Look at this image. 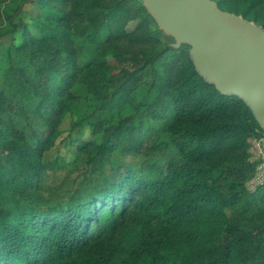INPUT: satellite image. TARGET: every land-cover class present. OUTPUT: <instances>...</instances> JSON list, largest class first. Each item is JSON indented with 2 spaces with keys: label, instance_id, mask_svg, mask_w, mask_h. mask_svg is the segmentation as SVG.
Instances as JSON below:
<instances>
[{
  "label": "trees",
  "instance_id": "obj_1",
  "mask_svg": "<svg viewBox=\"0 0 264 264\" xmlns=\"http://www.w3.org/2000/svg\"><path fill=\"white\" fill-rule=\"evenodd\" d=\"M72 1L76 3L73 11L44 10L41 19L34 21L37 36L26 26L25 41L16 46L30 60L39 59L33 72L37 87L29 103H24L32 112L22 110L25 128L18 131L11 122L2 121L9 112L0 102V264H264V213L240 224L237 216L246 208L251 210L256 199L246 196L244 181L233 178L236 171L255 172L258 162H248V140L264 132L243 100L224 96L205 82L186 45L174 49L165 40L160 42L163 50L148 49L143 54L148 67L167 84L172 80L166 74L163 79L155 65L168 50L180 56L164 63L166 69L178 61L176 79L170 86L169 102L157 116V132L164 136L149 147L151 154L172 153L164 167L149 157L144 166L128 165L114 172L104 185L81 186L51 204L27 203L23 195L42 172L41 149L56 134L51 114L67 112L68 87L97 65L100 78L85 75L90 88L98 99H105L103 108L119 106L130 91L124 86L128 79L117 85L113 79L103 82L108 57L116 55L115 39L125 33V39L133 42L140 30L167 37L142 0H133L142 21L135 34L126 30L131 0H115L103 11L81 0ZM216 1L222 9L252 22L259 18L256 7L264 2ZM74 21L83 25L84 39L91 46L98 45L92 52L93 62L85 68L71 55L67 57L71 52L74 55V37L80 34L73 29ZM13 27L18 29V25ZM133 74L130 86L136 83L134 76L140 77V69ZM23 79L19 73L20 85ZM54 82H58L55 88ZM48 102L49 108L41 115L48 127L42 128L31 118L32 114L35 120L40 118ZM130 122L126 118L106 130L100 143H87L86 148L97 155L114 145L134 152L142 139H133L137 128ZM153 133L150 129L148 135ZM133 224L135 237L124 243L120 234Z\"/></svg>",
  "mask_w": 264,
  "mask_h": 264
},
{
  "label": "rangeland",
  "instance_id": "obj_2",
  "mask_svg": "<svg viewBox=\"0 0 264 264\" xmlns=\"http://www.w3.org/2000/svg\"><path fill=\"white\" fill-rule=\"evenodd\" d=\"M114 1L81 0L80 3L92 6L93 10L103 11L112 7ZM136 2L130 1L131 18L126 27L127 32L133 34L137 32L142 22L136 14ZM75 4L72 0H42L40 3L37 0H0V102L4 108H8L9 112V115L2 116V121L11 122L18 131L25 128L27 123L26 115L24 116L22 110L25 108L29 113L32 112L31 107L24 103H29L37 87L33 72L39 59L30 60L29 56L16 50V46L24 43L25 34L23 32L26 26L30 27L33 36H37L34 21L37 18L41 19L40 14L44 13V10L53 8L65 13L73 11ZM256 9L259 18L254 22L264 27V2ZM13 25H18V29L15 30ZM82 26L80 22L74 21L73 29H78L80 36L74 37L72 47L75 51L74 55L71 52L67 57L71 55L81 68H85L87 64L93 62L92 52L98 45L91 46L84 39L81 35ZM139 33L140 37L133 42L125 39V33L116 38L112 44L116 55L113 56L114 59L108 57L107 60L109 67L104 71L103 82L105 83H108L109 79H113L115 85L125 83L127 79L128 83H131L129 78L134 75L133 70L140 69V77L134 76L135 85L130 86L128 83L124 85L130 91H127L125 100L121 101L119 106L103 108L102 104L105 99H98L90 88L89 79L85 75L91 74L93 79L100 78L95 72L98 71L97 65L92 66L93 70H85L83 74H80L79 79L68 87L65 96L67 112L63 116L58 111L51 114L52 123L57 129L55 136L41 149L39 161L43 168L38 182L30 187L26 195H23L28 204L30 202L51 204L66 199L81 186L91 189L104 185L114 172L122 171L128 165L144 166L149 157L158 160V163L161 162V167L167 164V158L171 157V152L160 151L151 154L149 147L152 142L159 141L164 136L161 131L157 132V116L160 114L162 105L169 102L170 86L176 79L178 61L174 66L170 64V67L166 68L168 70L165 69L164 63H172L180 56L168 50L164 58L155 65L161 71L163 79L166 74L172 80L171 84H167L166 81L160 80L152 66L148 67L143 54L148 49L163 50L164 47L160 46V42L166 40L167 43L172 44L174 41L162 35H146L142 30ZM107 35L108 30H105L104 38ZM19 73L24 75L22 85H20ZM103 82L99 83L103 84ZM57 85L58 82H54L53 88ZM163 87L166 88L163 89ZM100 89L103 91L102 87ZM50 102L43 105L39 114L40 118L35 120L32 114L31 121L39 127H48L41 119V115L49 108ZM126 118H129L132 121L130 124L137 128L133 139L138 141L142 139L140 146H137L134 152H130L127 147L114 145L104 155H97L96 151L86 148L87 143L95 141L100 143L106 130L117 126ZM150 129L154 131L152 135H148ZM248 141V162L255 163L259 161V158H264V148L260 140L251 137ZM237 165L239 166L238 163ZM260 166L258 162L254 173L233 172V178L245 182L246 196L256 199L255 206L251 210L247 211L246 208L237 216L240 224L245 223L254 214L261 216V213H264V166L259 170ZM19 198L21 200V197ZM134 228L135 224L122 231L120 237L124 243H129V240L135 237L132 234Z\"/></svg>",
  "mask_w": 264,
  "mask_h": 264
},
{
  "label": "water",
  "instance_id": "obj_3",
  "mask_svg": "<svg viewBox=\"0 0 264 264\" xmlns=\"http://www.w3.org/2000/svg\"><path fill=\"white\" fill-rule=\"evenodd\" d=\"M142 1L174 41L170 47H190L197 73L222 95L243 100L264 132V27L216 0Z\"/></svg>",
  "mask_w": 264,
  "mask_h": 264
},
{
  "label": "built area",
  "instance_id": "obj_4",
  "mask_svg": "<svg viewBox=\"0 0 264 264\" xmlns=\"http://www.w3.org/2000/svg\"><path fill=\"white\" fill-rule=\"evenodd\" d=\"M257 140H260V142L262 143V148H263V139H264V137L262 138V137H260V138H256ZM258 162H260V164H261V166H260V168H259V170L261 169V167L262 166H264V158H259V161Z\"/></svg>",
  "mask_w": 264,
  "mask_h": 264
}]
</instances>
